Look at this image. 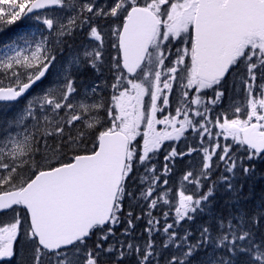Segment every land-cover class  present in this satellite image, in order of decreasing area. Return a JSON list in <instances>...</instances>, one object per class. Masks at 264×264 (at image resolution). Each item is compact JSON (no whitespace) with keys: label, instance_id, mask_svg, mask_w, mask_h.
<instances>
[{"label":"snow or ice","instance_id":"obj_1","mask_svg":"<svg viewBox=\"0 0 264 264\" xmlns=\"http://www.w3.org/2000/svg\"><path fill=\"white\" fill-rule=\"evenodd\" d=\"M21 19L38 38L0 46V102L26 101L0 127V264H264V198L238 183L264 163V0H0Z\"/></svg>","mask_w":264,"mask_h":264},{"label":"trees","instance_id":"obj_2","mask_svg":"<svg viewBox=\"0 0 264 264\" xmlns=\"http://www.w3.org/2000/svg\"><path fill=\"white\" fill-rule=\"evenodd\" d=\"M26 19H21L16 21L15 23L8 25V24H2L0 23V46L7 42L10 38L16 36L17 33L26 30L27 23ZM93 72L89 69L85 68L81 71V74L79 76V81L82 82L84 85H89L90 81L92 80ZM8 81H4V83H7ZM8 121L7 116H5L4 113L0 112V127L5 125V123ZM31 132V131H30ZM183 139V138H182ZM172 142H165L163 143L161 149L159 150L161 153V156L159 157L158 161H156V167L157 170H159L162 166L163 162V153L165 151V147L169 145ZM177 151H180L181 147H183V144L181 142H177L176 144ZM187 163V160L185 162L177 161L176 170L180 171L184 169L185 165ZM256 174L251 179L245 180L242 176L240 177L238 183L244 184L243 189V199L248 201L247 207H259L261 204L262 198H264V163L256 162ZM176 176L173 175V177L170 179V185L173 186V191H178V187L175 185ZM246 195V196H245ZM229 199L228 194L223 193V190H220L217 194V200L215 202L217 210L223 209L225 201ZM249 199V200H248ZM133 207V215L140 214V208L135 206V201L132 202ZM126 211H127V205H126ZM155 214V212H154ZM199 227V224L196 225ZM211 254V253H209Z\"/></svg>","mask_w":264,"mask_h":264},{"label":"rangeland","instance_id":"obj_3","mask_svg":"<svg viewBox=\"0 0 264 264\" xmlns=\"http://www.w3.org/2000/svg\"><path fill=\"white\" fill-rule=\"evenodd\" d=\"M26 20H27V19H26ZM26 23H27V28H26V30H23V31L17 33L16 36H15L14 38H12L9 42L17 41V42H19L21 45H23L22 40H19L18 38H20V37H22V36H24V37H28V38H33V37L38 38V30H37V28L35 27V22L32 21V20H27ZM32 33H33V34H32ZM9 42H8V43H9ZM65 55H67V53H66ZM166 63H167V62H166ZM57 68H59V65H57ZM95 73H96V75H97V77H98V81H99V80H102V79H103V80H106V79L109 78V76H110V73H105L104 71H99V72H95ZM53 77L56 79V75H55V70H54V69H52V75L48 77V80H47L46 84H48L49 82L54 81L55 79H54ZM42 87H43V86H42ZM39 91H40V89L37 90L36 92H39ZM25 104H26V101L24 100V101L22 102L21 106H18V107H17L18 109H15L13 106H10V105L5 106V107H3V108L0 107V112H1V113H4L5 116H7V119H8V121H9V120H11V119H12V118H13L18 112H20L21 109L24 108ZM7 109H9V110H8L9 112L6 111ZM10 109H11V110H10ZM13 114H14V115H13ZM141 130L143 131V128H142ZM19 131H20V128H16V129L13 130V133H12V134L15 135V133H16V132H19ZM30 131H32V129L29 127L28 131L25 132V133H21V135L28 134V133H30ZM213 131H216V129H213Z\"/></svg>","mask_w":264,"mask_h":264},{"label":"flooded vegetation","instance_id":"obj_4","mask_svg":"<svg viewBox=\"0 0 264 264\" xmlns=\"http://www.w3.org/2000/svg\"><path fill=\"white\" fill-rule=\"evenodd\" d=\"M106 51L110 52L112 56L116 55L115 49H109V48L106 47Z\"/></svg>","mask_w":264,"mask_h":264},{"label":"bare ground","instance_id":"obj_5","mask_svg":"<svg viewBox=\"0 0 264 264\" xmlns=\"http://www.w3.org/2000/svg\"><path fill=\"white\" fill-rule=\"evenodd\" d=\"M33 34V33H32ZM54 78V77H53ZM55 79V78H54ZM9 112V111H8ZM14 115V114H13ZM246 196V195H245ZM249 200V199H248Z\"/></svg>","mask_w":264,"mask_h":264}]
</instances>
